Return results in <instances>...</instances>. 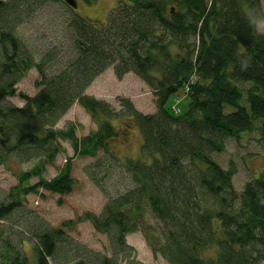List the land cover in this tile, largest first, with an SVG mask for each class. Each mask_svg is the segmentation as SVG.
<instances>
[{"label":"trees","instance_id":"obj_1","mask_svg":"<svg viewBox=\"0 0 264 264\" xmlns=\"http://www.w3.org/2000/svg\"><path fill=\"white\" fill-rule=\"evenodd\" d=\"M47 1L60 0H0V163L36 159L14 173L17 183L0 201V221L21 208L28 193L72 192L74 158L103 150L117 162L100 157L85 172L106 202L99 213L86 211L78 219L110 236L112 254L89 251L43 220L26 226L36 238L31 255L16 239L0 238V264H130L134 250L126 236L141 229L154 254L169 264H261L264 168L239 193L235 164L224 167L213 154L228 137L258 133L264 140V32L257 29L262 1L123 0L106 22L72 17L74 54L63 57L59 47L27 48L17 32L25 14ZM56 59L57 69L49 68ZM110 65L118 76L133 71L148 82L157 110L144 113L123 98L128 110L118 112L88 94L86 88ZM33 67L39 73L37 92H19L23 105L9 101ZM181 88L189 96L183 113L178 97L168 105ZM76 101L97 124L83 136L71 121L58 127ZM226 104L235 110L225 111ZM120 115L139 126L141 157H121L112 148L120 134L112 119ZM61 140H69L75 154L47 178V165L65 150ZM110 180L114 191L105 185ZM148 217L159 224V233L148 227ZM78 219L62 225L72 227ZM59 248L65 249L61 258Z\"/></svg>","mask_w":264,"mask_h":264},{"label":"rangeland","instance_id":"obj_2","mask_svg":"<svg viewBox=\"0 0 264 264\" xmlns=\"http://www.w3.org/2000/svg\"><path fill=\"white\" fill-rule=\"evenodd\" d=\"M120 1L123 0H77V8H72L63 0L47 1L40 8L25 14V20L17 26V32L29 49L45 51L47 49L55 50L59 47L61 57L66 56V53L70 55L73 53L74 45L73 29L68 24L70 19L76 14H80L92 18L94 21L106 22L110 18L111 10ZM261 1L264 9V0ZM257 29L264 32V18L257 22ZM57 62L58 59L50 64L49 68L57 69L54 66ZM38 78L37 69L31 68L17 83V93L8 96V100L17 105H23L25 100L19 92L35 94L39 89L36 84ZM153 90L148 82L133 71L118 76L113 65L99 73L86 88L88 94L109 101L115 111H127L128 103L126 104L122 99L128 98L138 110L144 113H152L157 110L156 95ZM187 95L185 88L179 89L178 93L170 96L168 105L174 103L178 97L179 102L176 105L181 108L179 113L185 112L189 103ZM225 106L227 112L235 110L234 106L228 104ZM69 121L76 124L79 136L97 128L91 113L78 101L74 102L63 114L58 122V127L66 126ZM112 121L120 130V134L112 145L118 156L141 157L139 154L142 135L138 124L135 121H129L126 117L114 118ZM61 142L65 150L57 155L53 164L47 165L45 172L47 178L56 175L66 160L75 154L69 140H61ZM213 156L224 167H228L231 162L235 164L236 172L233 176V183L240 193L243 187L254 176H258L264 168V140L259 138L258 133H244L239 137H228L224 149L215 152ZM100 157L107 163L110 160L117 162L113 157L103 153V150L94 157L77 156L73 161V176L77 180L74 190L68 194L54 193L45 189H40L38 193H28L23 199L22 207L16 209L9 219L0 221V230H3L0 238L7 236L16 239V242H20V244L18 243L20 248L31 255L34 252L31 243H34L36 238L26 226L31 222L44 220L51 227H62L68 238L72 239L74 243L78 242L85 249L112 254L110 236L96 230L91 221L78 219L86 211L99 213L106 202L100 187L85 172V168ZM35 162L36 159L17 161L10 158L6 162L0 163V201L8 196L10 188L17 183V176L14 173L21 168H30ZM115 174L117 180L122 179L118 171ZM36 180V177L32 178L33 182ZM105 185L112 191L116 190L111 180L109 183L106 181ZM76 219L79 221L72 227L62 225L66 220L76 221ZM146 223L148 227L152 228V231L159 233L160 226L151 217L147 218ZM126 239L134 250L129 257L132 260L131 263L129 262L130 264H169L162 255L154 254L142 229L128 233ZM62 252L64 253L65 249L59 251L58 258L63 256ZM119 258H122L124 263L128 262L123 255H120ZM49 259L51 262L53 261L52 257ZM261 264H264V259Z\"/></svg>","mask_w":264,"mask_h":264},{"label":"water","instance_id":"obj_3","mask_svg":"<svg viewBox=\"0 0 264 264\" xmlns=\"http://www.w3.org/2000/svg\"><path fill=\"white\" fill-rule=\"evenodd\" d=\"M68 5H70L72 8H77L78 7V2L77 0H64Z\"/></svg>","mask_w":264,"mask_h":264}]
</instances>
